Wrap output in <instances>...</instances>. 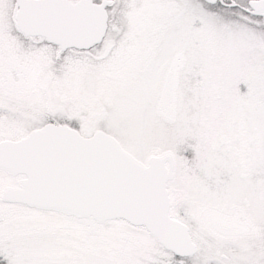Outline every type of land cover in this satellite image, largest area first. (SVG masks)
<instances>
[{
  "label": "snow or ice",
  "instance_id": "1",
  "mask_svg": "<svg viewBox=\"0 0 264 264\" xmlns=\"http://www.w3.org/2000/svg\"><path fill=\"white\" fill-rule=\"evenodd\" d=\"M0 264H264V0H0Z\"/></svg>",
  "mask_w": 264,
  "mask_h": 264
}]
</instances>
